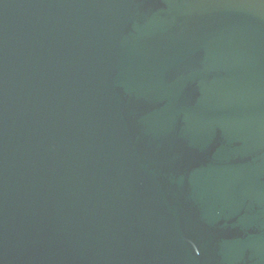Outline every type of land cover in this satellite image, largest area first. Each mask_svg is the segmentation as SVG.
I'll return each mask as SVG.
<instances>
[{"label":"water","instance_id":"95a60500","mask_svg":"<svg viewBox=\"0 0 264 264\" xmlns=\"http://www.w3.org/2000/svg\"><path fill=\"white\" fill-rule=\"evenodd\" d=\"M0 264H264V0H0Z\"/></svg>","mask_w":264,"mask_h":264}]
</instances>
